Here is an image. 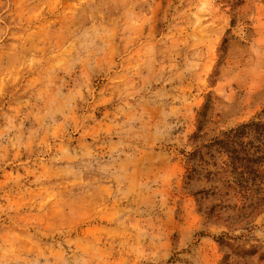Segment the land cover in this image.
Here are the masks:
<instances>
[{
	"label": "rangeland",
	"instance_id": "374dc122",
	"mask_svg": "<svg viewBox=\"0 0 264 264\" xmlns=\"http://www.w3.org/2000/svg\"><path fill=\"white\" fill-rule=\"evenodd\" d=\"M205 106L264 120V0H0V264H264L186 185Z\"/></svg>",
	"mask_w": 264,
	"mask_h": 264
},
{
	"label": "trees",
	"instance_id": "16d2710c",
	"mask_svg": "<svg viewBox=\"0 0 264 264\" xmlns=\"http://www.w3.org/2000/svg\"><path fill=\"white\" fill-rule=\"evenodd\" d=\"M208 109L205 106L200 113L197 131L191 137L192 149L186 155V185L190 187L203 179L209 184L190 191L200 200L210 196L217 201L205 208L204 215L230 208L227 202L231 195L237 200L240 197L245 205L230 208L233 213L226 218H246L259 201L264 202V120L252 119L208 137L203 123Z\"/></svg>",
	"mask_w": 264,
	"mask_h": 264
}]
</instances>
